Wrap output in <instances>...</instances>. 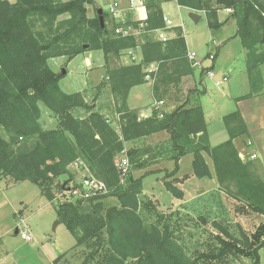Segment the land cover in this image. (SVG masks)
<instances>
[{"label":"trees","instance_id":"1","mask_svg":"<svg viewBox=\"0 0 264 264\" xmlns=\"http://www.w3.org/2000/svg\"><path fill=\"white\" fill-rule=\"evenodd\" d=\"M144 1L147 18L137 22L130 18L126 25L145 33L142 61L108 72L107 82L119 105L118 133L108 119L86 103L83 94L61 90L63 75L55 73L48 62L97 50L103 51L108 62L111 55L135 50L136 37L116 35L115 24L109 30L106 13H96L90 19L87 6L94 5V0H0V179L30 182L54 201L64 189L57 181L70 174L72 164L81 161L90 176L107 184L110 193L106 196L65 202L56 208L59 221L75 237L76 248L90 250L84 264H226L230 256L239 255L260 264L264 226L252 238L244 235L243 241L232 243L219 237L216 252L191 258L170 227L145 225L139 213L144 177L131 176L125 186L120 183L115 158L126 144L165 132L169 136L167 147L165 144L159 148V154H168L175 163L167 179L179 172L180 159L192 154L195 177L216 178L220 188L242 204L243 211L264 216V180L255 163L243 161L235 145V140L250 135L240 110L223 118L229 139L213 148L200 102L205 88L190 90L186 100L170 113L154 110L146 119H140L127 107L130 90L147 83L149 66H159L153 86L157 101H164L171 82L193 76L195 71L186 58L188 48L181 27L174 28L175 37L166 42L151 35L165 28L162 3L176 0ZM212 2L179 0L178 4L206 11L211 30L222 26L219 11L232 9L236 36L246 51L250 86L248 95L238 100L264 97V0H215V8ZM207 71H201V85ZM41 104L56 118L55 129L43 128ZM81 111L87 114L85 118L79 115ZM143 153L140 149L129 150L133 166ZM205 155L212 161L214 171ZM146 163L137 168H145ZM186 179L165 182L167 192L182 199L183 192L175 184ZM107 198L116 199L118 204L108 207Z\"/></svg>","mask_w":264,"mask_h":264},{"label":"rangeland","instance_id":"2","mask_svg":"<svg viewBox=\"0 0 264 264\" xmlns=\"http://www.w3.org/2000/svg\"><path fill=\"white\" fill-rule=\"evenodd\" d=\"M6 1L16 3L18 0ZM176 1L178 2L179 0ZM212 1L213 8H215V0ZM98 4L104 12H107L109 7L108 2L105 3L100 0L98 1ZM90 10L94 16V7L90 8ZM220 12L221 13L218 15H221L223 19H228L226 21L231 19V14H227L222 10ZM185 15H187L188 19V14L184 13V17H186ZM185 34L188 45L192 48L190 50L195 51L199 56L216 51L213 49L212 44L214 35L209 29L206 18H203L197 26L190 25L185 27ZM239 41L240 40H236L234 44L230 45V47L225 48V46H221L219 49V60L223 61L225 65H230V68L233 70L230 83H227L229 81L228 77V81L225 82L226 84L224 83L221 87H217L210 78L205 76L203 79L204 83H202L203 85L200 83L199 88H197V83L192 81L193 77L189 78V76H183L169 84L168 93L163 96L166 105L174 110L175 107L179 106L186 100L190 90H201L204 89V87L205 89L207 87L209 99L215 104L220 101L224 103H221V106L218 109L215 108L210 111L209 114L212 117L211 128L213 131L215 130V133L219 132V129L226 130L224 121L220 118L221 114L229 115L235 112L238 108L237 102L235 101L236 95L241 96L249 93L250 88L248 84L249 81L245 84L248 77L247 72L244 67L242 68V72H240L241 64L236 60V56H238L237 52L240 50L236 47H238L237 45H241L238 44ZM262 49L264 50V46ZM157 77L158 76L156 75L155 81ZM146 81H148L147 78ZM243 84L245 85L244 90ZM61 86L64 91L68 90L65 83H62ZM143 88L148 90L147 85H144ZM115 100L118 105L117 99ZM237 101L239 102V100ZM40 108L43 109L44 112L49 111L42 104L40 105ZM210 108L211 105L206 102L207 111H209ZM261 116L262 115H258V119ZM44 124L47 125L44 127L46 130H49L50 128L55 129L57 127V121H55L53 127V124L48 121L47 118H44L43 125ZM110 124L112 125V123ZM262 126L264 127V124H260V121H258L254 124V132L257 130L259 131ZM217 135H215L213 139L215 143L220 140L221 134L218 133ZM248 141L251 144H249ZM167 142L168 140L166 142H160L153 148V151L149 149L148 153L146 152L147 149H140L141 151H144L143 156L138 159V162L134 164V166L131 164L129 175L123 186L127 184L128 179L131 176L134 178L142 177L145 172L144 169L147 168V166L155 164L153 158L154 156L156 157L160 155V150L158 149L164 147L165 144V147H167ZM245 143L246 146L244 148L246 153L248 150L251 151L254 148L255 144L253 140L246 139ZM126 149L128 150V153L129 150H132L130 148ZM145 154L149 155L146 160H144ZM251 155V152L244 155L242 158L243 161L255 163L258 174L264 180V166L258 161L259 156L255 160H252ZM144 161H147L146 167L144 166L145 168L142 169L137 168L138 165ZM163 180H165V177ZM213 180H216V178L210 179L208 182L202 184L197 191V197L195 195V198L187 203L188 209L192 210L191 215L178 209L179 206H177V204H179V200L176 201L177 199L160 195L161 190L167 191L165 184L161 186L160 183L150 184L147 182L145 186L147 194H144L143 191V194L140 196L141 207L139 210L145 225L147 227L152 225H158L160 227L166 225L170 227L177 241L184 247L186 253L191 258H197L204 253L216 252L220 247L219 237L231 241L232 243L236 242L237 239L243 241L244 235L248 238H252L258 229L264 226V216L243 211L242 204L227 195V193L220 188L217 180ZM163 182L165 183V181ZM152 190L155 191L157 194L155 197L158 199H155V197L151 199L149 197ZM167 195L172 194L170 193ZM40 198V189L30 182L14 183L9 180H0V264H3L1 260L6 257L19 261L21 264H38L39 262L42 264V262L44 263L43 253L45 252L42 246L43 244L47 246L50 242L49 240L55 238H58L60 242L76 245L75 237L69 232L64 224L61 223L57 232L53 231L55 223L59 221L56 209L59 205H48L43 208L48 200L47 198L42 199L43 202L41 203ZM106 203L108 207L118 204L114 198H107ZM40 209L41 211L38 213ZM20 211L23 212L24 215L22 216L27 220V224L30 227V232L34 239L32 242L24 241L20 235H16L15 233V229L20 222L18 214ZM33 213H36L35 216L29 217V215ZM35 238L41 240L40 243L43 244L36 245ZM89 251L90 250L85 247L76 248L75 246L63 256L59 257L55 264H84ZM259 254L261 258L260 264H264V247L260 249ZM92 264H96V262ZM226 264H253V262L239 255L230 256Z\"/></svg>","mask_w":264,"mask_h":264},{"label":"crops","instance_id":"3","mask_svg":"<svg viewBox=\"0 0 264 264\" xmlns=\"http://www.w3.org/2000/svg\"><path fill=\"white\" fill-rule=\"evenodd\" d=\"M95 4L94 5H88V17L90 19L94 18L96 16V13L101 9L103 10L99 4L98 1L100 0H94ZM105 3L112 4L114 2H119L121 5V19L124 21L127 25L128 21H130V18H132L133 21L137 22L138 20H145L147 18L146 14V9L140 8L139 10L131 9L130 7V0H102ZM111 1V2H110ZM139 0H135V4L138 3ZM94 7L95 9V15L93 16L90 8ZM145 7V6H144ZM162 9L164 12V15L171 19V21L175 24V26H181L184 32V37L187 43V48L188 50L192 49L188 45V41L186 38L185 34V27L187 26H197L201 22L203 18H206L207 24H208V19L207 16L202 14L201 12H198L196 10L182 7L178 4L177 1L173 2H163L162 3ZM98 10V11H97ZM107 12H104L103 14ZM184 13L188 14V19L187 15L184 17ZM221 13V12H219ZM199 15L200 19L199 21L193 20V15ZM179 17V20H178ZM228 19H223L221 15H219V23L221 28L219 30H211L213 32V49H215V52H209L208 54L205 53L201 57H205L211 53H215L216 59L213 63V65H210V63H205L206 67L211 66L215 73L217 74L218 77H221L223 74L228 73L229 74V81L227 83H230L231 81V74L233 73L232 68H230V65H225L223 61L219 60V55H220V47L225 46V48L230 47L231 44H234L236 40H240L239 37L236 36V31H237V26L236 22L233 19H230L229 21H226ZM114 24L116 25V20L108 15V23L109 25V30H112L114 27ZM131 33L134 34V37L137 39V48L134 50L135 51V56H136V63H140L143 59L142 56V51H141V45L144 43V32L139 30V29H134L132 26H129ZM167 37L169 39H173L175 37L174 34V28L173 29H168L165 31ZM154 39H157V32H153L151 34ZM238 44H241V40L239 41ZM237 45L238 49H240L237 53L238 56H236V60H238L241 64V69L240 72H242V68L244 67L246 70V51L244 50L243 46ZM128 51L122 52L120 56L114 55L110 56L108 59V62H106L105 56L103 51H88L83 54H80L78 56L69 58L66 56L58 57V58H52L49 60V66L50 68L55 72L63 75V79L60 82V88L62 87L61 84L65 83L67 87V91H64L63 88L61 90L65 92L66 94H75V93H81L83 94L86 103L91 105L95 111H98L100 114H102L110 123H112V126L116 129V131L119 133L120 127L118 125L119 117L120 114L118 113V105L115 100V97L111 94L110 91V86L108 85L107 80H109V70L115 69L121 66H126L130 65L133 62L131 56L128 54ZM214 51V50H212ZM235 60V62H236ZM201 71L200 70H195V73L193 76V82L197 83V88H199V84L201 83V80H199ZM213 81V80H212ZM214 82V81H213ZM248 82V77L247 81L245 84ZM202 83H204L202 81ZM215 84V83H214ZM226 84V83H225ZM249 84V83H248ZM144 85L148 86V90L143 88ZM203 85V84H202ZM205 85V84H204ZM153 82L148 80L147 83L136 86L130 90L129 97L127 100V107L130 110H133L137 112L139 115L140 119H146L149 118L153 115V112L155 110V104L158 102L157 100L154 99L153 96ZM245 85L243 84V90H244ZM205 88V87H204ZM205 94L201 96L200 102L203 108V112L205 115V119L207 122V128H208V134H209V139H210V144L211 147H217L221 145L222 143L226 142L229 139L227 130H222L219 129V132H214L213 129L211 128V120L212 117L209 114L210 111L214 110L215 108L218 109L221 106V103L224 104L222 101L218 103H214L211 99L208 98V90L207 87L205 89ZM250 92V88H249ZM248 93L244 95H236L235 101L237 102V110H240L244 116V118L247 120L248 125H249V138H239L235 140V145L240 153V157L243 158L244 155H247L248 153L251 152V154H256L259 156V160L263 166H264V127L262 126L261 129L256 132H254V124H256L258 121H260V124H264V118H263V101L264 97H259V98H254L251 100H245V101H237L239 98L247 95ZM224 96V95H223ZM206 102H208L211 105V108L209 111L206 109ZM212 103V104H211ZM173 108H169L166 103L160 107V110L166 113H170ZM42 112V118L40 120L43 128L46 127L47 125H43V120L44 118H47L48 121H50L53 124H55L56 118L52 115L50 111L44 112L43 109H41ZM81 118L86 117V113L81 111L79 113ZM258 115H262L258 119ZM226 115L221 114L220 118L223 120V118ZM52 127V128H53ZM46 129V128H44ZM48 129V128H47ZM51 129V128H50ZM215 133V134H214ZM220 135V140L219 142H214V136L217 134ZM223 134V135H222ZM218 136V135H217ZM169 136L165 132H161L158 134H155L151 137H148L146 139L142 140H136V141H131L126 144V148L130 149H151L153 151V148L156 147L160 142H166L168 140ZM246 139H251L254 142V148L246 153L245 152V146H246ZM249 143V141H248ZM151 151V152H152ZM168 154H160L158 156H154L153 164L152 166H147L145 168V172L142 175L143 178V191L144 194H147V189H145L146 183L149 182L157 184L160 183L161 186H163L165 182H174L178 180H182L184 178H187L186 180H183V183H176L175 186L183 192V198L182 199H177L179 204V210H183L187 214L192 213L191 209H188L187 203L191 202L194 198L195 195L197 197V191L199 190V187L202 186V184L208 182L209 179H199L194 176V171H193V161L194 157L192 154H188L184 156L183 158L180 159L179 161V172L170 178H166V176L173 172L175 168V163L171 161L168 156ZM148 154L144 156V160L148 158ZM207 164L209 165L210 169L214 171V166L209 159L205 155ZM186 164V165H185ZM69 175L62 176L58 181V185H63V187H69L70 185L79 182L83 177L89 176L88 170L85 168V166L81 164H72L69 167ZM135 175V174H134ZM141 177V176H140ZM139 177V178H140ZM165 177V180H163ZM167 179V180H166ZM0 180H6V179H0ZM7 181V180H6ZM216 181V180H213ZM39 188V187H38ZM40 189V188H39ZM170 194L167 191H160L161 196H169L170 198H174L172 195H167ZM38 195V194H37ZM40 200L41 203L43 202L42 199H46L45 196L42 195L41 190H40ZM157 196L154 190H152V193L150 194V198H154ZM155 199H158L155 197ZM175 199V198H174ZM48 200V199H47ZM48 205H54L57 206V204L54 201H49L44 204L43 208ZM183 205V206H182ZM187 210V211H186ZM41 211V209L38 211V213ZM19 217H21L23 214L22 211L19 213ZM17 214V215H18ZM36 213H33L29 215V217L35 216ZM24 217V216H22ZM57 219V218H56ZM61 222L59 224L54 225L53 231L57 232L60 227ZM32 236V233H30ZM18 235V234H16ZM36 239V238H35ZM24 240V239H23ZM34 239L32 237L31 241H26V242H32ZM37 240V241H36ZM35 240V244H43L40 243L41 240L38 238ZM50 242L47 244H43V260L44 263L42 264H55L57 259L61 256H63L65 253H67L70 249L75 247L76 245H73L72 243H63L60 242L58 238L49 240ZM35 245V246H36ZM45 246V247H44ZM3 264H21L19 261H16L14 259H9L8 257L3 258L1 260ZM38 264H41L40 262Z\"/></svg>","mask_w":264,"mask_h":264},{"label":"built area","instance_id":"4","mask_svg":"<svg viewBox=\"0 0 264 264\" xmlns=\"http://www.w3.org/2000/svg\"><path fill=\"white\" fill-rule=\"evenodd\" d=\"M144 6H145L144 0H139L137 4H135V0H130L131 9L134 8L136 10H139L140 8L144 9ZM120 11H121V5L117 1L110 4L107 10L108 15L113 17L116 20V25H118L115 34L121 35L123 37L134 35L131 33L130 28L126 27V23L122 21ZM222 11L226 12L227 14H231L233 12L232 9H223ZM201 13L206 15V11H202ZM164 22H165V28L155 31L158 33L157 40L162 42H166L169 40V38L165 33L166 30L179 27V26H175V24L171 21V19H169L165 15H164ZM128 54L131 56L133 62L136 63L135 51L131 49L128 51ZM186 58L188 59L193 69L200 71L204 69H208L206 76L211 80H213L217 87H221L222 85H224L225 82L228 81V77H229L228 73H225L221 77H218L211 66L206 67L205 65V63H210V65H213L216 59L215 53H211L205 57H201L195 51L188 50L186 54ZM158 70H159V66L157 64H153L149 66L146 69L147 72L146 78L154 83L155 76L157 75ZM164 104L165 101H158L155 104V110L162 113L163 111L160 110V107ZM160 117H162V115ZM257 157L258 156L256 154L251 155L252 160H255ZM77 164H81L85 166V164L81 161L77 162ZM130 167H131V161L128 156V150L125 148L115 158V168L119 174L121 185H124V182L129 175ZM109 193H110V189L108 188L107 184L104 181L89 175L83 177L79 182H76L70 185L69 187H65L62 190V192L56 197L54 202L60 205L65 202L76 201V200L89 201L92 199L106 196ZM17 229H18V235H20L22 239L26 241L32 240V236L30 234L31 233L30 227L27 224V220L22 216L20 217V222L17 226ZM261 241L264 242V235L262 236Z\"/></svg>","mask_w":264,"mask_h":264},{"label":"water","instance_id":"5","mask_svg":"<svg viewBox=\"0 0 264 264\" xmlns=\"http://www.w3.org/2000/svg\"><path fill=\"white\" fill-rule=\"evenodd\" d=\"M98 14L101 15V16H103V10L100 9L98 11ZM199 19H200L199 15H196V14L193 15V20L199 21ZM59 223L60 222L58 221L56 224H59ZM15 233L18 234V229L17 228L15 229Z\"/></svg>","mask_w":264,"mask_h":264}]
</instances>
